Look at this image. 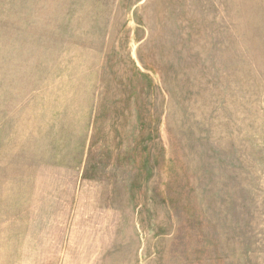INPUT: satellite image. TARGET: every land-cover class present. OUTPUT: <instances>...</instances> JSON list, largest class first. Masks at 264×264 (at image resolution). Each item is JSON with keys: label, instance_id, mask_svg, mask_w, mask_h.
<instances>
[{"label": "rangeland", "instance_id": "obj_1", "mask_svg": "<svg viewBox=\"0 0 264 264\" xmlns=\"http://www.w3.org/2000/svg\"><path fill=\"white\" fill-rule=\"evenodd\" d=\"M0 264H264V0H0Z\"/></svg>", "mask_w": 264, "mask_h": 264}]
</instances>
